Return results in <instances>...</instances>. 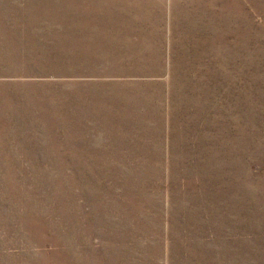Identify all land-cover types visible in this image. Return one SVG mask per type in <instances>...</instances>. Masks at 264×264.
<instances>
[{"label": "rangeland", "instance_id": "374dc122", "mask_svg": "<svg viewBox=\"0 0 264 264\" xmlns=\"http://www.w3.org/2000/svg\"><path fill=\"white\" fill-rule=\"evenodd\" d=\"M53 1L0 0V264H264V0Z\"/></svg>", "mask_w": 264, "mask_h": 264}, {"label": "bare ground", "instance_id": "6f19581e", "mask_svg": "<svg viewBox=\"0 0 264 264\" xmlns=\"http://www.w3.org/2000/svg\"><path fill=\"white\" fill-rule=\"evenodd\" d=\"M6 1H7V3L5 2V4H8V1H9V0H6ZM13 1H15V0H13ZM26 1H27V0H25V4H26ZM40 1L42 2V0H40ZM54 1H55V0H54ZM54 1H53V2H54ZM61 1H62V0H61ZM80 1H81V0H80ZM98 1H99V0H98ZM98 1H97V3H98ZM106 1H107V0H106ZM110 1H111V0H110ZM113 1H114V0H113ZM118 1H119V0H117V2H118ZM175 1H176V0H175ZM18 2H19V0H18ZM20 2H21V1H20ZM28 2H29V1H28ZM28 2H27V5H28ZM36 2H37V1H36ZM41 2H40V3H41ZM48 2H49V1H48ZM56 2H57V1H55V3H56ZM65 2H66V1H65ZM65 2H64V3H65ZM73 2H74V1H73ZM73 2H72V4H74ZM95 2H96V1H95ZM99 2H101V1H99ZM107 2H108V1H107ZM114 2H115V1H114ZM123 2H124V1H123ZM34 3H35V1H34L32 4H34ZM66 3H69V2L67 1ZM75 3L77 4L76 1H75ZM81 3H82V2H81ZM83 3H84V2H83ZM87 3H88V1H87ZM92 3H94V2L92 1L91 4H92ZM101 3H102V2H101ZM112 3H113V2H112ZM112 3H111V6L114 5V4H112ZM124 3H125V2H124ZM198 3H199V2H198ZM200 3H201V2H200ZM48 4H49V3H48ZM53 4H54V3H53ZM56 4H59V3H56ZM69 4H70V3H69ZM72 4H70V5H72ZM78 4H79V3H78ZM78 4H77V6H79ZM94 4H95V3H94ZM104 4H105V3H104ZM104 4H103V5H104ZM109 4H110V3H109ZM116 4H117V3H116ZM118 4H119V3H118ZM121 4H122V3H121ZM121 4H119V5L122 7L123 4H122V5H121ZM125 4H127V2H126ZM125 4H124V5H125ZM157 4H158V3H157ZM162 4H164L163 1H162ZM177 4H178V3H177ZM10 5H11V4H10ZM13 5H14V4H13ZM15 5H16V4H15ZM15 5H14V7H15ZM18 5H20V3H19ZM37 5H38V3L36 4V6H37ZM51 5H52V4H51ZM84 5H85V3H84ZM89 5H90V4H89ZM98 5H99V4H98ZM124 5H123V6H124ZM131 5H132V4H131ZM135 5H136V4H135ZM202 5H203V4H202ZM204 5H205V4H204ZM16 6H17V5H16ZM20 6H21V5H20ZM34 6H35V5H34ZM40 6H41V5H40ZM44 6H45V5H44ZM49 6H50V4H49ZM67 6H69V5H67ZM81 6H82V5H81ZM85 6H87V4H86ZM94 6H95V5H94ZM99 6H100V5H99ZM99 6H98V8H99ZM101 6H102V5H101ZM101 6H100V7H101ZM111 6H110V7H111ZM116 6H117V5H116ZM116 6H115V8H116ZM127 6H128V5H127ZM155 6H156V5H155ZM158 6H159V5H158ZM166 6H167V5H166ZM170 6H171V5H170ZM208 6H209V5H208ZM11 7H12V6H11ZM23 7H24V6H23ZM29 7H30V8L32 7L31 4H30ZM47 7H48V6H47ZM47 7H46V8H47ZM52 7H53V6H52ZM89 7H90V6H89ZM92 7H93V6H91V8H92ZM110 7H107V8L111 9ZM149 7H151V6H149ZM163 7H164V6H163ZM167 7H168V6H167ZM8 8H9V7H8ZM18 8H19V7H18ZM25 8H26V6H25ZM27 8H28V7H27ZM27 8H26V10H27ZM33 8H34V7H33ZM36 8L38 9V8H39V5H38ZM56 8H58V7L56 6ZM70 8H72V6H71ZM76 8H77V7H76ZM94 8H95V7H94ZM94 8H93V9H94ZM115 8H114V9H115ZM118 8H119V6H118ZM122 8H123V7H122ZM129 8H130V7H129ZM134 8H135V7H134ZM145 8H146V7H145ZM23 9H24V8H23ZM37 9H36V10H37ZM44 9H45V8H44ZM48 9H49V8H48ZM54 9H55V8H54ZM54 9H53V10H54ZM64 9H65V8H64ZM67 9H68V8H67ZM67 9H66V10H67ZM84 9H85V8H84ZM93 9H92V10H93ZM100 9H101V8H100ZM103 9H104V6H103ZM103 9H102V10H103ZM112 9H113V8H112ZM125 9H126V8H125ZM142 9H143V8H142ZM155 9H157V8H155ZM163 9H164V8H163ZM14 10H16V8H15ZM17 10H18V9H17ZM20 10H22V9H20ZM20 10H19V11H20ZM29 10H30V9H29ZM33 10H34V9H33ZM56 10H57V9H56ZM66 10H65V12H67ZM72 10H73V9H72ZM78 10H79V9H78ZM82 10H83V9H82ZM82 10H80V11H82ZM98 10H99V9H98ZM98 10H97V11H98ZM105 10H107V9L105 8ZM116 10H117V9H116ZM120 10H121V8H120ZM132 10H133V9H132ZM132 10H131V11H132ZM140 10H141V9H140ZM140 10L138 11V15H139ZM161 10H162V9H161ZM171 10H172V9H171ZM27 11H28V10H27ZM45 11H46V13L48 12V10H46V9H45ZM49 11H50V9H49ZM57 11H58V10H57ZM63 11H64V10H63ZM74 11H75V10H74ZM86 11H87V9H86ZM100 11H101V10H100ZM100 11H99V12H100ZM111 11H112V10H111ZM118 11H119V9H118ZM123 11H124V9H123ZM129 11H130V10H129ZM133 11H135V10H133ZM141 11H142V10H141ZM145 11H146V10H145ZM147 11H148V10H147ZM149 11H150V9H149ZM155 11H156V10H155ZM155 11H152V12H155ZM157 11H158V10H157ZM159 11H160V9H159ZM172 11H173V10H172ZM197 11H198V10H197ZM29 12H30V11H29ZM29 12H28V13H29ZM31 12H32V9H31ZM43 12H44V11H43ZM55 12H56V11H54L53 13H55ZM61 12H62V11H61ZM65 12H64V13H65ZM78 12H79V11H78ZM82 12H83V11H82ZM82 12H81V13H82ZM87 12H88V11H87ZM87 12H85V13H87ZM95 12H96V11H95ZM101 12H102V11H101ZM105 12H106V11H105ZM107 12H109V11H107ZM114 12H115V11H114ZM116 12H117V11H116ZM116 12H115V13H116ZM124 12H125V11H124ZM162 12H163V11H162ZM165 12H166V11H165V9H164V13H163L164 15L167 14V12H166V14H165ZM170 12H171V11H170ZM12 13H13V12H12ZM18 13H19V12H18ZM20 13H21V12H20ZM25 13H26V12H25ZM25 13H24V14H25ZM37 13H38V12H36V14H37ZM44 13H45V12H44ZM49 13H50V12H49ZM75 13H76V12H75ZM79 13H80V12H79ZM85 13H84V15H85ZM90 13L93 14L94 12L92 11V12H90ZM111 13H113V12H111ZM127 13H128V10H127ZM129 13H131V12H129ZM145 13H147V12H145ZM145 13H144V15H145ZM160 13H161V12H160ZM3 14H4V13H3ZM33 14H34V12H33ZM38 14L40 15V13H38ZM56 14H57V12H56ZM56 14H55V15H56ZM61 14H63V13H61ZM65 14H66V13H65ZM69 14H70V13H69ZM69 14H67V15H69ZM71 14H72V13H71ZM76 14H77V13H76ZM82 14H83V13H82ZM105 14H106V13H105ZM105 14H104V15H105ZM119 14H120V13H119ZM119 14H118V15H119ZM132 14H133V13H132ZM171 14H173V13H171ZM197 14H198V13H197ZM15 15H16V14H15ZM20 15H21V14H20ZM25 15H27V13H26ZM28 15H29V14H28ZM47 15H48V17H49V14H47ZM58 15L60 16V14H58ZM63 15H64V14H63ZM67 15H66V18H67ZM72 15H73V14H72ZM78 15H79V14H78ZM109 15H111V14H109ZM112 15H113V14H112ZM127 15H128V14H127ZM142 15H143V14H142ZM152 15H153V14H152ZM156 15H158V14L156 13ZM35 16H36V15H35ZM37 16H38V15H37ZM43 16H44V15H43ZM51 16H54V15L51 14ZM51 16H50V18H51ZM56 16H57V15H56ZM56 16H55V17H56ZM76 16H77V15H76ZM82 16H83V15H82ZM85 16H86V15H85ZM92 16H93V15H92ZM96 16L98 17V12H97V15H96ZM123 16H124V15H123ZM132 16H133V15H132ZM134 16H135V15H134ZM136 16H137V15H136ZM136 16H135V17H136ZM139 16H140V15H139ZM147 16H148V15H147ZM153 16H154V15H153ZM11 17H12V16H11ZM20 17H21V16H20ZM25 17H26V16H25ZM70 17H71V16H70ZM77 17H78V16H77ZM80 17H81V15H80ZM86 17H87V16H86ZM89 17H90V16H89ZM94 17H95V15L93 16V18H94ZM120 17H121V16H120ZM129 17H130V16H129ZM141 17H142V18H140V19L143 20V16H141ZM145 17H146V16H144V19H145ZM157 17H158V16H157ZM160 17H162V16H160ZM163 17H164V16H163ZM165 17H166V16H165ZM173 17H174V16H173ZM173 17H172V18H173ZM42 18H43V17H42ZM42 18H41V19H42ZM60 18H61V16H60ZM63 18L66 19L65 17H63ZM63 18H62V19H63ZM71 18H72V17H71ZM78 18H79V17H78ZM81 18H82V17H81ZM81 18H80V19H81ZM101 18H103V17H101ZM107 18H108V17H107ZM110 18H111V17H110ZM149 18H150V17H149ZM155 18H156V17H155ZM172 18H171V20H172ZM21 19H22V18H21ZM21 19H20V20H21ZM28 19H29V18H28ZM30 19H31V18H30ZM35 19H36V18H35ZM56 19H57V18H56ZM67 19H68V18H67ZM74 19H75V18H74ZM84 19H86V18L83 17V20H84ZM88 19H89V18H88ZM117 19H118V16H117ZM124 19H125V17H124ZM130 19H131V18H130ZM158 19H159V18H158ZM164 19H165V18H164ZM22 20H23V22H24V19H22ZM38 20H40V19H38ZM42 20H44V19H42ZM78 20H79V19H78ZM86 20H87V19H86ZM89 20H90V19H89ZM92 20H93V19L91 18V21H92ZM97 20H98V19H97ZM109 20H110V19H109ZM147 20H148V19H147ZM161 20H162V19H161ZM174 20H175V19H174ZM47 21H48V20H47ZM58 21H59V20H58ZM61 21H62V20H60L59 22H61ZM63 21H64V20H63ZM69 21H70V20H69ZM71 21H72V20H71ZM73 21H74V20H73ZM75 21H76V20H75ZM84 21H85V20H84ZM91 21H90V22H91ZM101 21H103V20H101ZM104 21H105V19H104ZM131 21H133V19H132ZM136 21H137V20H136ZM136 21H134V22H136ZM155 21H156V20H155ZM157 21H158V20H157ZM157 21H156V22H157ZM162 21H163V20H162ZM19 22H21V21H19ZM25 22H26V21H25ZM30 22H31V20H30ZM32 22H33V19H32ZM34 22H35V21H34ZM55 22H57V21H55ZM80 22H81V20H80ZM85 22H86V21H85ZM88 22H89V21H88ZM108 22H110V21H108ZM115 22H116V21H115ZM124 22H125V21H124ZM137 22H138V21H137ZM137 22H136V23H137ZM144 22H146V21H144ZM144 22H143V23H144ZM150 22H151V20H150ZM174 22H175V21H174ZM28 23H29V22H28ZM40 23H41V22H40ZM53 23H54V22H53ZM57 23H58V22H57ZM63 23H64V22H63ZM65 23H67V22H65ZM73 23H74V22H73ZM75 23H76V22H75ZM75 23H74V24H75ZM77 23H78V22H77ZM103 23H104V22H103ZM112 23H114V21H113ZM112 23H111V24H112ZM117 23H118V22H117ZM121 23H122V22H121ZM127 23H128V22H127ZM127 23H126V24H127ZM159 23H161V22H159ZM159 23H158V24H159ZM17 24H18V23H17ZM25 24H26V23H25ZM32 24H33V23H32ZM46 24H47V23H46ZM54 24H55V23H54ZM84 24H85V23H84ZM93 24H96V23H93ZM107 24H108V23H107ZM109 24H110V23H109ZM122 24L125 25V23H122ZM133 24H134V23H133ZM137 24H138V23H137ZM139 24H140V23H139ZM139 24H138V26H139ZM152 24H153V23H151V26H152ZM162 24H163V23H162ZM26 25H27V24H26ZM36 25H37V24H36ZM47 25H48V24H47ZM60 25L62 26V24H60ZM77 25H78V24H77ZM77 25H75V26L78 27L79 25H78V26H77ZM87 25H88V24H87ZM98 25H99V24H98ZM98 25H96L95 28L98 27ZM100 25H101V24H100ZM105 25H106V23H105ZM119 25H120V24H119ZM119 25H118V26H119ZM127 25H128V24H127ZM130 25H131V24H130ZM141 25H142V24H141ZM30 26H31V24L29 25V27H30ZM40 26H41V25H40ZM40 26H38V27H40ZM42 26H43V25H42ZM42 26H41V27H42ZM54 26H55V25H54ZM56 26H57V25H56ZM58 26H59V25H58ZM58 26H57V27H58ZM61 26H60V27H61ZM71 26H72V25H71ZM71 26H70V27H71ZM75 26H74V27H75ZM82 26H83V25H82ZM84 26H85V25H84ZM120 26H121V25H120ZM125 26H126V25H125ZM128 26H129V25H128ZM128 26H126V27H128ZM135 26H136V25H135ZM68 27H69V26H68ZM68 27H67V28H68ZM70 27H69V28H70ZM100 27H102V25H101ZM105 27H106V26H105ZM109 27H110V25H109ZM114 27H115V26H114ZM145 27H146V25H145ZM2 28H3V27H2ZM7 28H8V27H7ZM24 28H25V27H24ZM42 28H43V27H42ZM42 28H41V29H42ZM46 28H47V27H46ZM51 28H52V27H51ZM51 28H50V29H51ZM55 28H56V27H55ZM58 28H59V27H58ZM63 28H64V27H63ZM78 28H79V27H78ZM81 28H82V27H80V29H81ZM83 28H84V27H83ZM83 28H82V29H83ZM88 28H90V27L88 26ZM93 28H94V27H93ZM117 28H118V27H117ZM120 28H122V26H121ZM132 28H133V27H132ZM139 28H140V27H138V29H139ZM150 28H151V27H150ZM154 28H155V27H154ZM162 28H163V27H162ZM26 29H27V28H26ZM31 29H32V28H31ZM37 29H38V28H37ZM37 29H36V30H37ZM53 29H54V27H53ZM56 29H57V28H56ZM61 29H62V28H61ZM70 29H71V28H70ZM73 29H74V28H73ZM101 29H102V28H101ZM101 29H100V30H101ZM107 29H108V28H107ZM113 29H114V28H113ZM113 29H112V30H113ZM118 29H119V28H118ZM129 29L131 30L130 26H129ZM136 29H137V28H136ZM151 29H153V28H151ZM151 29H148V30L150 31ZM159 29H160V28H159ZM197 29H198V28H197ZM4 30H5V29H4ZM38 30H39V29H38ZM47 30H48V28H47ZM59 30H60V29H59ZM59 30H58V31H59ZM63 30H64V29H63ZM74 30H76V28H75ZM90 30H91V29H90ZM93 30H94V29H93ZM97 30H98V29H97ZM104 30H105V29L103 28V31H104ZM115 30H116V29H115ZM133 30H134V29H133ZM139 30H142V29H139ZM143 30H144V29H143ZM156 30L158 31V28H157ZM161 30H162V29H161ZM6 31H7V30H6ZM8 31H9V30H8ZM25 31H26V30H25ZM30 31H31V30H30ZM42 31H43V30H42ZM50 31H51V30H50ZM58 31H57V33H58ZM60 31H61V30H60ZM60 31H59V32H60ZM65 31H66V30H65ZM76 31H79V29L76 30ZM94 31H95V30H94ZM124 31H125V30H124ZM131 31H132V30H131ZM149 31H148V32H149ZM152 31H153V30H152ZM4 32H5V31H4ZM40 32H41V31H40ZM44 32H45V31H44ZM44 32H43V33H44ZM79 32H80V31H79ZM79 32H78V33H79ZM82 32H83V30H82ZM90 32H91V31H90ZM105 32H106V31H105ZM111 32H112V31H111ZM111 32H110V34H111ZM127 32H128V31H127ZM139 32H140V31H139ZM139 32H136V35H137V33H139ZM195 32H196V31H195ZM6 33H7V32H6ZM25 33H26V32H25ZM67 33H68V32H67ZM73 33H74V31H73ZM78 33H77V34H78ZM93 33H94V32H93ZM98 33H99V32H98ZM100 33H101V32H100ZM100 33H99V34H100ZM115 33H116V32H115ZM124 33H125V32H124ZM145 33H146V32H145ZM154 33H155V32H154ZM160 33H161V32H160ZM160 33H159V34H160ZM30 34H31V33H30ZM30 34H29V35H30ZM48 34H49V32H48L46 35H48ZM52 34H56V33H52ZM63 34H64V33H63ZM65 34H66V33H65ZM68 34H70V33H68ZM68 34H67V35H68ZM71 34H72V32H71ZM81 34H82V33H81ZM85 34H86V33H85ZM88 34H89V33H88ZM103 34H104V33H103ZM108 34H109V33H108ZM116 34H117V33H116ZM132 34H133V33H132ZM134 34H135V33H134ZM134 34H133V35H134ZM140 34H142V33H140ZM140 34H138V35H140ZM16 35H17V34H16ZM41 35H42V32H41ZM46 35L44 34V37H45ZM56 35H57V34H56ZM61 35H62V34H61ZM74 35H75V34H74ZM86 35H87V34H86ZM86 35L84 36L85 38H86ZM93 35H94V34H93ZM112 35H113V34H112ZM118 35H119V33H118ZM121 35H122V34H121ZM125 35H126V34H125ZM125 35H124V36H125ZM149 35H150V34H149ZM162 35H163V33H162ZM8 36H9V35H8ZM8 36H7V37H8ZM32 36H34V35H32ZM35 36H37V34H36ZM48 36H49V35H48ZM51 36H52V35H51ZM53 36H54V35H53ZM70 36H71V35H70ZM72 36H73V35H72ZM75 36H76V35H75ZM75 36H74V38H75ZM81 36H82V35H81ZM88 36H89V35H88ZM97 36H98V35H97ZM101 36H102V35H101ZM105 36H107V35L105 34ZM114 36H115V35H114ZM114 36H113V38H114ZM153 36H154V35H153ZM21 37H22V36H21ZM28 37H29V36H28ZM41 37H42V36H41ZM58 37H63V36H58ZM76 37H77V36H76ZM84 37H83L82 39H84ZM90 37H92V35H91ZM90 37H88V38L90 39ZM103 37H104V36H103ZM115 37H118V36L116 35ZM120 37H121V36H120ZM122 37H123V36H122ZM132 37H133V36H132ZM157 37H158V36H157ZM162 37H163V36H162ZM38 38H39V37H38ZM38 38H37V39H38ZM49 38H50V37H49ZM64 38H65V37H64ZM67 38H69V37H67ZM71 38H72V37H71ZM95 38H96V37H95ZM99 38H100V37H99ZM101 38H102V37H101ZM110 38H111V37H110ZM25 39H26V38H25ZM35 39H36V38H34V40H35ZM40 39H43V37L40 38ZM44 39H45V38H44ZM54 39H55V38H54ZM57 39H58V38H57ZM57 39H56V40H57ZM61 39H62V38H61ZM72 39H73V38H72ZM77 39H78V38H77ZM80 39H81V38H79L78 40H80ZM92 39H93V38H92ZM96 39H97V38H96ZM106 39H107V38H106ZM120 39H121V38H120ZM129 39H130V38H129ZM138 39H139V38H138ZM152 39H154V38H152ZM14 40H15V39H14ZM26 40L28 41V39H26ZM26 40H25V41H26ZM47 40H48V39H47ZM47 40H45L46 43H47ZM73 40H75V39H73ZM73 40H72V42H73ZM90 40H91V39H90ZM100 40H101V39H100ZM102 40H103V39H102ZM110 40H112V39H110ZM122 40H123V39H122ZM122 40H120V41H122ZM124 40H125V39H124ZM136 40H137V38H136ZM148 40H149V39H148ZM150 40H151V39H150ZM156 40H157V39H156ZM159 40H160V39H159ZM9 41H10V40H9ZM22 41H23V40H22ZM25 41H24V42H25ZM29 41H30V40H29ZM40 41H41V40H40ZM43 41H44V40H43ZM48 41H49V40H48ZM50 41L54 42L53 40H50ZM63 41H64V39H63ZM84 41H85V40H84ZM104 41H106V40H104ZM114 41H115V39H114ZM134 41H135V40H134ZM151 41H153V40H151ZM3 42H4V41H3ZM13 42H14V41H13ZM18 42H19V41H18ZM33 42H34V41H33ZM60 42H61V40H60ZM65 42H67V41H65ZM70 42H71V41H70ZM76 42H78V41H76ZM86 42L88 43V40H87ZM92 42H93V41H92ZM102 42H103V41H102ZM106 42H107V41H106ZM124 42H125V41H124ZM124 42H123V44H124ZM128 42H129V40H128ZM136 42H137V41H136ZM136 42H135V43H136ZM140 42H141V40H140ZM145 42H146V41H145ZM158 42H159V41H158ZM158 42H157V43H158ZM161 42H162V41H161ZM161 42H160V43H161ZM15 43H16V42H15ZM15 43H14V44H15ZM40 43H41V42H40ZM50 43H51V42H50ZM80 43H81V42H79V44H80ZM83 43H84V42H83ZM95 43H96V42H95ZM100 43H101V41H100ZM107 43L109 44V43H111V42L108 41ZM107 43H106V44H107ZM112 43H113V42H112ZM116 43H117V42H116ZM116 43H115V44H116ZM118 43H120V42H118ZM118 43H117V44H118ZM125 43H127V42H125ZM129 43L131 44L132 42L130 41ZM129 43H128V45H129ZM138 43H139V41H138ZM146 43H147V42H146ZM146 43H144V44H146ZM150 43H152V42H150ZM1 44H2V43H1ZM7 44H8V43H7ZM12 44H13V43H12ZM16 44H17V43H16ZM24 44H25V43H24ZM37 44H38V42H37ZM37 44L35 45V47H36V46H39V45H37ZM44 44H45V43H44ZM54 44H55V42H54ZM56 44H57V43H56ZM60 44H61V43H60ZM63 44H64V42H63ZM73 44H74V43H73ZM76 44H77V43H76ZM88 44H89V43H88ZM88 44H85V45H88ZM106 44H102V43H101V45H105V47H106ZM115 44H114V45H115ZM121 44H122V43H120V45H121ZM161 44H162V43H161ZM17 45H19V44H17ZM41 45H42V44H41ZM52 45H53V44H52ZM67 45H68V43H67ZM67 45H66V46H67ZM74 45H75V44H74ZM81 45H82V43H81ZM99 45H100V44H99ZM101 45H100V46H101ZM111 45H112V44H111ZM111 45H110V46H111ZM118 45H119V44H118ZM124 45L127 46V44H124ZM124 45H122V47H124ZM136 45H137V44H136ZM138 45H139V44H138ZM138 45H137L136 47H138ZM142 45H143V44H142ZM153 45H154V44H153ZM163 45H164V44H163ZM3 46H4V44H3ZM10 46H12V45H10ZM33 46H34V45H32V47H33ZM45 46H47V45H45ZM64 46H65V44H64ZM71 46H72V45H71ZM71 46L69 45L70 48H71ZM79 46H80V45H79ZM95 46H96V45H95ZM110 46H109V47H110ZM140 46H141V44H140ZM148 46H149V45H148ZM156 46H157V45H156ZM158 46H159V45H158ZM15 47H16V45H15ZM35 47H34V48H35ZM54 47H55V46H54ZM59 47H60V46H59ZM76 47H77V46H76ZM81 47H83V46H81ZM91 47H92V46H91ZM97 47H98V46H97ZM109 47H108V45H107V48H109ZM122 47H120V48L122 49ZM128 47H130V45H129ZM131 47H132V46H131ZM142 47H143V46H142ZM152 47H153V46H152ZM161 47H162V46H161ZM1 48H2V47H0V49H1ZM13 48H14V47H13ZM18 48H20V46L17 47V50H18ZM74 48H75V47H74ZM78 48H80V47H78ZM85 48H88V47L85 46ZM95 48H96V47H95ZM111 48H112V47H111ZM124 48H125V47H124ZM124 48H123V49H124ZM126 48H127V47H126ZM144 48H145V46H144ZM146 48H147V47H146ZM148 48H149V47H148ZM39 49H42V50H43L44 48H39ZM39 49H38V50H39ZM50 49H51V48H50ZM65 49H66V48H65ZM67 49H68V47H67ZM71 49H72V48H71ZM75 49H76V48H75ZM88 49H89V48H88ZM92 49H93V48H92ZM109 49H110V48H109ZM114 49H115V48H114ZM159 49H160V48H159ZM2 50H3V48H2ZM33 50H34V49H33ZM52 50H53V49H52ZM55 50H56V49H55ZM78 50H79V49H78ZM106 50H107V49H106ZM116 50H117V47H116ZM134 50H135V48H134ZM137 50H138V49H137ZM137 50H136V51H137ZM140 50H142V49H140ZM143 50H144V49H143ZM145 50H146V49H145ZM0 51H1V50H0ZM11 51H12V47H11ZM11 51H10V53H11ZM66 51H68V50H66ZM70 51H71V50H70ZM73 51H74V50H73ZM81 51H82V50H81ZM84 51H85V50H84ZM88 51H90V50H88ZM91 51H92V50H91ZM94 51H95V50H94ZM94 51H93V53H94ZM96 51H97V50H96ZM96 51H95V52H96ZM101 51H102V50H101ZM110 51H111V50H110ZM130 51H131V50H130ZM146 51H147V50H146ZM148 51H149V49H148ZM154 51H155V49H154ZM1 52H2V51H1ZM1 52H0V53H1ZM5 52H6V51H5ZM8 52H9V50H8ZM15 52H16V51H15ZM42 52L44 53V51H42ZM63 52H64V51H63ZM76 52H77V51H76ZM99 52H100V51H99ZM103 52H104V51H102V53H103ZM107 52H108V51H107ZM115 52H116V51H115ZM120 52L122 53V55L124 54L123 51H120ZM126 52L128 53V50H127ZM137 52H138V51H137ZM155 52H156V51H155ZM162 52H163V51H161V53H162ZM29 53H30V52H29ZM73 53H74V52H73ZM78 53H80V52H77L76 54H78ZM91 53H92V52H91ZM100 53H101V52H100ZM109 53H110V52H109ZM127 53H125V54H127ZM145 53H146V52H145ZM152 53H153V52H152ZM163 53H164V52H163ZM15 54H17V53H15ZM21 54H22V53H21ZM59 54H60V53H59ZM66 54H67V53H66ZM74 54H75V53H74ZM80 54H81V53H80ZM80 54H79V55H80ZM95 54H96V53H95ZM104 54L106 55V53H104ZM115 54H117V53H115ZM125 54H124V55H125ZM137 54H138V53H137ZM137 54H136V56L138 57ZM139 54H140V53H139ZM157 54H158V53H156L155 56H157ZM2 55H4V54H2ZM8 55H9V54H8ZM8 55H7V57H8ZM26 55H27V54H26ZM40 55L42 56V53H41ZM47 55H48V54H47ZM49 55H50V54H49ZM55 55H56V54H55ZM64 55H65V53H64ZM68 55H69V54H68ZM70 55H71V54H70ZM79 55H77V56H79ZM82 55H83V54H82ZM86 55H87V53H86ZM88 55H89V54H88ZM88 55H87V56H88ZM112 55H113V54H112ZM127 55H129V54H127ZM127 55H126V56H127ZM146 55H147V54H146ZM152 55H153V54H152ZM16 56H17V55H16ZM44 56H45V55H44ZM84 56H85V55H84ZM90 56H91V55H90ZM93 56H94V54H93ZM117 56H118V55H117ZM119 56H120V55H119ZM126 56H125V58L128 57V56H127V57H126ZM136 56H135V58H136ZM153 56H154V55H153ZM159 56H160V55H159ZM47 57H48V56H47ZM55 57H56V56H55ZM60 57H62V56L60 55ZM60 57H59V58H60ZM63 57H64V56H63ZM63 57H62V58H63ZM72 57H73V56H72ZM88 57H89V56H88ZM95 57H96V56H95ZM102 57H103V56H102ZM108 57H109V55H108ZM123 57H124V56H123ZM139 57H140V56H139ZM141 57H142V55H141ZM3 58H4V56L2 57V60H3ZM9 58H10V57H9ZM57 58H58V57H57ZM67 58L70 59L71 57H70V58L67 57ZM79 58H80V56H79ZM79 58H78V59H79ZM83 58H84V57H83ZM83 58H82V60H83ZM105 58H106V56H105ZM115 58L117 59V57H115ZM131 58H132V57H131ZM142 58H143V57H142ZM148 58H149V57H148ZM148 58H147V60H148ZM150 58H151V57H150ZM152 58H153V57H152ZM160 58H161V57H160ZM5 59H6V58H5ZM55 59H56V58H55ZM84 59H85V58H84ZM88 59H90V58H88ZM92 59H93L92 61L94 62V59H95V58H92ZM110 59H111V58H110ZM112 59H113V57H112ZM118 59H121V58H118ZM62 60H63V59H62ZM64 60H65V59H64ZM66 60H67V59H66ZM74 60H75V59H74ZM79 60H80V59H79ZM85 60H86V59H85ZM127 60H128V59H127ZM127 60H126V61H127ZM132 60H133V59H132ZM147 60H146V62H147ZM58 61H59V59H58ZM60 61H61V60H60ZM67 61H68V60H67ZM67 61H66V62H67ZM76 61H77V60H76ZM87 61H88V60H87ZM87 61H86V62H87ZM101 61H102V60H101ZM108 61H109V60H108ZM111 61H112V60H111ZM114 61H115V60H114ZM123 61H124V60H123ZM155 61H156V60H155ZM157 61H158V59H157ZM157 61H156V63L158 64L159 62H157ZM69 62H70V61H69ZM74 62H75V61H74ZM77 62H78V61H77ZM82 62H83V61H82ZM104 62H105V61L103 60V63H104ZM115 62H116V61H115ZM118 62H120V61H118ZM143 62H144V61H143ZM146 62H145V63H146ZM151 62H152V61H151ZM61 63H62V61H61ZM70 63H71V62H70ZM94 63H96V62H94ZM125 63H126V62H125ZM125 63L123 62V64H125ZM134 63H135V62H134ZM139 63H142V62H139ZM147 63H148V62H147ZM160 63H161V60H160ZM68 64H69V63H68ZM71 64H72V63H71ZM81 64H82V63H81ZM88 64H89V61H88ZM90 64L92 65V63H90ZM96 64H97V63H96ZM98 64H99V63H98ZM106 64H107V63H106ZM126 64H127V63H126ZM132 64H133V63H132ZM136 64H137V63H136ZM142 64H144V63H142ZM150 64H151V63H150ZM153 64H155V63L152 62V64H151L149 67H150V68H152V67L154 68L155 65L153 66ZM66 65H67V64H66ZM93 65H94V64H93ZM109 65H110V64H109ZM109 65H108L107 67H109ZM140 65H141V64H140ZM144 65H145V64H144ZM61 66H62V65H61ZM61 66H60V69H62ZM64 66H65V63H64ZM72 66H73V64H72ZM72 66H71V67H72ZM76 66H78V65H76ZM76 66H75V67H76ZM89 66H90V65H89ZM110 66H111V65H110ZM112 66H113V65H112ZM117 66H118V65H117ZM119 66H120V65H119ZM129 66H130V65H129ZM132 66H133V65H132ZM138 66H139V64H138ZM146 66H147V65H145V68L148 67V66H147V67H146ZM151 66H152V67H151ZM62 67H63V66H62ZM65 67H66V66H65ZM67 67H68V66H67ZM67 67H66V68H67ZM75 67H74V68H75ZM78 67H79V66H78ZM83 67H86V66H83ZM91 67H92V66H91ZM99 67H101V66H98V68H99ZM123 67H124V66H123ZM127 67H128V66H127ZM134 67H135V66H134ZM141 67H142V66H141ZM57 68H58V67H57ZM57 68H56V69H57ZM66 68H65V69H66ZM74 68H73V69H74ZM80 68H82V67L80 66ZM80 68H79V69H80ZM86 68H87V67H86ZM95 68H96V66H95ZM95 68H93V69H95ZM101 68H102V67H101ZM124 68H126V67H124ZM153 68H152V69H153ZM155 68H156V67H155ZM58 69H59V68H58ZM58 69H57V71H58ZM65 69H64V70H65ZM68 69H69V67H68ZM103 69H105V68H103ZM103 69H102V70H103ZM108 69H109V68H108ZM108 69H107V70H108ZM114 69H116V68L114 67ZM118 69H119V68H118ZM130 69H132V68H128V70H127L128 73H129V70H130ZM141 69H142V68H141ZM147 69H148V68H147ZM76 70H77V67H76ZM76 70H74V71H76ZM90 70H92V69H90ZM98 70H100V69H98ZM111 70H112V68H111ZM149 70H151V69H149ZM149 70H148V71H149ZM52 71H53V69H52ZM61 71H62V70H61ZM61 71H60V72H61ZM94 71H95V70H94ZM108 71H109V70H108ZM119 71H120V69H119ZM124 71H125V70H124ZM131 71H133V70H131ZM134 71L136 72V70H134ZM144 71H145V70H144ZM144 71H142V72H144ZM53 72H54V71H53ZM65 72H66V71H65ZM65 72H64V73H65ZM69 72H70V71H69ZM72 72H73V71H72ZM77 72H79V71H77ZM88 72H90V71H88ZM96 72H97V71H96ZM102 72H103V71H102ZM112 72H113V71H111V73H112ZM120 72H121V71H120ZM120 72H119V73H120ZM135 72H134V73H135ZM140 72H141V70H140ZM151 72H152V71H151ZM55 73H56V71H55ZM64 73H63V74H64ZM67 73H68V72H67ZM91 73H92V72H91ZM103 73H104V72H103ZM103 73H102V74H103ZM106 73H107V72H105V74H106ZM111 73H110V74H111ZM113 73H114V72H113ZM122 73H123V71H122ZM124 73H125V72H124ZM124 73H123V74H124ZM130 73H131V72H130ZM137 73H138V71H137ZM137 73H135V74H137ZM148 73H150V71H149ZM56 74H57V73H56ZM63 74H61V75H63ZM72 74H75V75H76V73H72ZM82 74H83V71H82ZM84 74H85V73H84ZM97 74H99V73H97ZM102 74H101V75H102ZM105 74H104V75H105ZM140 74H141V73H140ZM153 74H154V73H153ZM88 75H89V74H88ZM92 75H93V74H92ZM107 75H108V74H107ZM107 75H106V76H107ZM125 75L128 76L126 73H125ZM132 75H133V74H132ZM148 75H150V74H148ZM59 76H60V75H59ZM68 76H69V74H68ZM80 76L82 77V75H80ZM86 76H87V75H86ZM89 76H90V75H89ZM102 76H103V75H102ZM144 76H145V75H144ZM146 76H147V75H146ZM153 76H154V75H153ZM69 77H70V76H69ZM96 77H97V75H96ZM104 77H105V76H104ZM108 77H110V76H108ZM108 77H107V78H108ZM134 77H135V75H134ZM136 77H138V76H136ZM141 77H142V76H141ZM154 77H155V76H154ZM64 79L66 80V77H65ZM83 79H84V78H83ZM98 79H99V78H98ZM142 79H143V78H142ZM146 79H147V78H146ZM65 80H64V81H65ZM99 80H100V79H99ZM102 80H103V79H102ZM132 80H133V79H132ZM70 81H71V80H70ZM117 81H118V80H117ZM117 81H116V82H117ZM121 81H122V80H121ZM135 81H136V80H135ZM65 82H67V81H65ZM73 82H74V80H73ZM94 82H95V81H94ZM96 82H97V80H96ZM103 82H104V81H103ZM116 82H115V83H116ZM123 82H124V81H123ZM123 82H122V83H123ZM101 83H102V82H101ZM120 83H121V82H119V84H120ZM126 83H127V82H126ZM126 83H125V84H126ZM132 83H133V82H132ZM65 84H66V83H65ZM70 84H71V83H70ZM87 84H88V83H87ZM111 84H112V83H111ZM117 84H118V83H117ZM117 84H116V85H117ZM134 84H135V83H134ZM140 84H141V83H140ZM140 84H139V85H140ZM67 85H68V84H67ZM78 85H79V84H78ZM80 85H81V84H80ZM80 85H79V86H80ZM82 85H83V83H82ZM82 85H81V86H82ZM93 85H94V84H93ZM93 85H92V86H93ZM105 85H106V84H105ZM107 85H108V84H107ZM107 85H106V86H107ZM114 85H115V84H114ZM114 85H113L110 89H112V88L114 87ZM123 85H124V84H122V86H123ZM126 85H127V84H126ZM126 85L123 86V87H124V88L127 87ZM141 85H142V84H141ZM92 86L90 85V87H92ZM108 86H109V85H108ZM108 86H107V87H108ZM119 86H120V85H118L117 87H119ZM135 86H136V85H135ZM53 87H54V85H53ZM66 87H67V86H66ZM76 87H77V86H76ZM82 87H83V86H82ZM90 87H89V88H90ZM117 87H116V88H117ZM130 87H131V86H130ZM130 87H128V88H130ZM133 87H134V86H133ZM142 87H143V85H142ZM71 88H72V87H71ZM77 88H78V87H77ZM77 88H76V89H77ZM124 88H122V89H124ZM66 89H67V88H66ZM85 89H87V88H85ZM85 89H83V90H85ZM92 89H94V88L92 87ZM105 89H107V88H105ZM105 89H104V90H105ZM117 89H118V88H117ZM132 89H133V88H132ZM62 90L65 91V89H62ZM77 90H79V88H78ZM87 90H88V89H87ZM87 90H86V91H87ZM95 90H96V89H95ZM104 90H103V91H104ZM130 90H131V89H130ZM133 90H135V89H133ZM73 91H74V89H73ZM75 91H76V90H75ZM91 91H92V90H91ZM96 91H97V90H96ZM108 91H109V90H108ZM117 91H118V90H117ZM126 91H127V90H126ZM84 92H85V91H84ZM84 92H83V94H84ZM99 92L101 93V91H99ZM112 92L114 93V91H112ZM119 92H120V91H119ZM80 93H82V92L80 91ZM80 93H79V95H80ZM85 93H86V92H85ZM91 93H92V92H91ZM134 93H135V92H134ZM134 93H133V95H134ZM74 94H76V93H74ZM77 94H78V93H77ZM83 94H81V95H83ZM92 94H93V93H92ZM101 94H103V92H102ZM108 94H109V93H108ZM115 94H116V93H115ZM121 94H122V93H121ZM127 94H128V93H127ZM127 94H126V96H127ZM65 95H66V93H65ZM81 95H80V96H81ZM90 95H91V94H90ZM98 95H99V94H98ZM104 95H105V94H104ZM129 95H131V94H129ZM129 95H128V96H129ZM133 95H132V96H133ZM75 96H76V95H75ZM80 96H79V97H80ZM86 96H87V95H86ZM88 96H89V95H88ZM99 96H100V95H99ZM102 96H103V95H101L100 97H102ZM111 96H112V95H111ZM114 96H117V95H114ZM114 96H113V97H114ZM124 96H125V95H124ZM137 96H138V95H137ZM70 97H71V95H70ZM92 97H94V96L92 95ZM95 97H96V96H95ZM97 97H98V96H97ZM108 97H109V96H108ZM117 97H118V96H117ZM121 97H122V96H121ZM83 98H84V97H83ZM118 98H119V97H118ZM124 98H125V97H124ZM128 98H129V97H128ZM130 98H131V97H130ZM132 98H134V97H132ZM75 99H76V98H75ZM77 99H79V98H77ZM102 99H103V98H102ZM104 99H105V98H104ZM110 99H111V98H110ZM110 99H109V100H110ZM126 99H127V98H126ZM126 99H125V100H126ZM99 100H100V99H99ZM105 100H106V99H105ZM123 100H124V99H123ZM123 100H121V101H123ZM131 100H132V99H130V101H131ZM94 101H95V100H93L92 102H94ZM126 101H127V100H126ZM72 102H73V101H72ZM79 102H80V101H79ZM84 102H85V100H84ZM88 102H89V101H88ZM90 102H91V101H90ZM96 102H97V100H96ZM99 102H101V101H99ZM106 102H107V101H106ZM123 102H125V101H123ZM128 102H129V100H128ZM138 102H139V101H138ZM53 103H54V102H53ZM53 103H52V104H53ZM73 103H74V102H73ZM104 103H105V102H104ZM104 103H102L103 106H104ZM107 103H108V102H107ZM111 103H112V102H111ZM116 103H117V102H116ZM119 103H120V102H119ZM129 103H130V102H129ZM54 104H55V103H54ZM56 104H57V103H56ZM68 104H69V103H68ZM70 104H71V103H70ZM70 104H69V105H70ZM82 104H83V103H82ZM122 104H123V103H122ZM127 104H128V103H127ZM131 104H133V103H131ZM137 104H138V103H137ZM63 105H65V103H64ZM63 105H62V106H63ZM74 105H75V104H74ZM80 105H81V104H80ZM91 105H92V104H91ZM93 105H94V104H93ZM93 105H92V106H93ZM97 105H99V104H97ZM100 105H101V104H100ZM109 105H110V104H109ZM117 105H118V104H117ZM78 106H79V105H78ZM92 106H91V107H92ZM103 106H102V107H103ZM128 106H129V104H128ZM128 106H127V107H128ZM136 106H137V105H136ZM54 107H55V105H54ZM57 107H58V105H57ZM59 107H60V106H59ZM66 107H67V106H66ZM71 107H72V106H70V108H71ZM93 107L95 108V106H93ZM102 107H101V108H102ZM104 107L108 108V106H106V105H105ZM110 107H111V106H110ZM115 107H116V106H114V108H115ZM122 107H123V106H122ZM124 107H125V104H124ZM132 107H133V106H132ZM55 108H56V107H55ZM75 108H76V107H75ZM75 108H74V109H75ZM88 108H89V107H88ZM88 108H87V109H88ZM114 108H113V109H114ZM128 108H129V107H128ZM135 108H136V107H135ZM43 109H44V108H43ZM72 109H73V108H72ZM96 109H97V108H96ZM110 109H111V108H110ZM116 109H117V108H116ZM118 109H119V106H118ZM118 109H117V110H118ZM120 109H121V108H120ZM120 109H119V110H120ZM123 109H124V108H123ZM68 110H69V109H68ZM68 110H67V111H68ZM89 110H90V109H89ZM97 110H98V109H97ZM105 110H107V109H105ZM119 110H118V111H119ZM60 111H61V110H60ZM64 111H65V109H64ZM79 111H80V109H79ZM81 111H82V110H81ZM85 111H86V110H85ZM94 111H96V110H94ZM102 111H103V109H102ZM134 111H135V110H134ZM134 111H133V112H134ZM73 112H74V111H73ZM76 112H77V110H76ZM83 112H84V111H83ZM83 112H81V113H83ZM99 112H100V111H99ZM120 112H121V110H120ZM123 112H124V111H123ZM125 112H126V111H125ZM127 112H128V111H127ZM127 112H126V115H127ZM129 112H130V111H129ZM129 112H128V113H129ZM51 113H52V112H51ZM68 113H69V111H68ZM70 113H71V112H70ZM70 113H69V114H70ZM78 113H79V112H78ZM86 113H87V112H86ZM94 113H95V112H94ZM114 113H116V112H114ZM66 114H67V113H66ZM76 114H77V113H76ZM103 114H104V113H103ZM121 114H122V112L120 113V115H121ZM63 115H64V114H63ZM74 115H75V114H74ZM92 115H94V114L92 113ZM99 115H100V114H99ZM99 115H98V116H99ZM108 115H110V114H108ZM108 115H107V113H106V117H108ZM112 115H113V114H112ZM117 115H118V114H117ZM120 115H119V116H120ZM57 116H58V115H57ZM72 116H73V115H72ZM79 116H80V114H79ZM79 116H78V118H79ZM100 116H102V115H100ZM100 116H99V117H100ZM115 116H116V115H115ZM87 117H89V112H88V114H87ZM90 117H92V116H90ZM94 117H95V116H94ZM102 117H103V116H102ZM113 117H114V115H113ZM56 118H57V117H56ZM66 118H67V116H66ZM72 118H73V117H71V119H72ZM92 118H93V117H92ZM92 118H91V119H92ZM59 119H60V118H59ZM75 119H76V118H75ZM81 119H82V118H81ZM81 119H80V120H81ZM93 119H94V118H93ZM105 119H106V118H105ZM107 119H108V118H107ZM76 120H77V119H76ZM85 120H88V119H85ZM71 121H72V120H71ZM73 121H75V120H73ZM73 121H72V122H73ZM81 121H82V120H81ZM74 125H75V124H74ZM102 128H103V127H102ZM102 128H101V129H102ZM211 199H212V198H211ZM214 199H215V198H214ZM214 199H213V200H214ZM210 201H211V200H210ZM209 203H210V202H209ZM212 203H213V202H212ZM212 203H210V204H212ZM214 205H215V204H214ZM213 209H214V208H213ZM211 213H213V212H211ZM214 214H215V213H214ZM211 216H212V215H211ZM213 216H214V215H213ZM202 237H204V235H203ZM203 241H204V240H203ZM205 243H206V242H205ZM207 254H208V253H207ZM203 258H204V257H203ZM231 264H233V263H231Z\"/></svg>", "mask_w": 264, "mask_h": 264}]
</instances>
